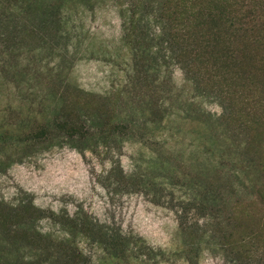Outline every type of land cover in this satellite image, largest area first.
Here are the masks:
<instances>
[{
	"label": "rangeland",
	"instance_id": "obj_1",
	"mask_svg": "<svg viewBox=\"0 0 264 264\" xmlns=\"http://www.w3.org/2000/svg\"><path fill=\"white\" fill-rule=\"evenodd\" d=\"M0 264H264V0H0Z\"/></svg>",
	"mask_w": 264,
	"mask_h": 264
},
{
	"label": "trees",
	"instance_id": "obj_2",
	"mask_svg": "<svg viewBox=\"0 0 264 264\" xmlns=\"http://www.w3.org/2000/svg\"><path fill=\"white\" fill-rule=\"evenodd\" d=\"M204 79H205V77L203 76V77H202V81H203ZM227 92H229V91H227ZM248 150H249V147H248Z\"/></svg>",
	"mask_w": 264,
	"mask_h": 264
}]
</instances>
